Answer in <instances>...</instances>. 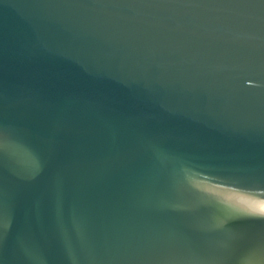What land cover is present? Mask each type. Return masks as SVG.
I'll return each instance as SVG.
<instances>
[{"label": "water", "instance_id": "1", "mask_svg": "<svg viewBox=\"0 0 264 264\" xmlns=\"http://www.w3.org/2000/svg\"><path fill=\"white\" fill-rule=\"evenodd\" d=\"M236 2L0 0V112L43 161L0 157V264H192L196 186L264 151V5L198 6ZM234 200L258 212L264 182Z\"/></svg>", "mask_w": 264, "mask_h": 264}, {"label": "snow or ice", "instance_id": "2", "mask_svg": "<svg viewBox=\"0 0 264 264\" xmlns=\"http://www.w3.org/2000/svg\"><path fill=\"white\" fill-rule=\"evenodd\" d=\"M260 6L264 0H260ZM234 8H254L256 3L251 0H239L236 3L218 5H198ZM27 152L33 160V169L42 167L39 152L18 136L17 126L0 112V157L10 148ZM230 152L234 157L243 159L249 154L244 144H233ZM207 186L198 189V203L189 206V212L198 213L201 224L194 225L189 221L184 225L186 244L191 255L178 257L187 259L192 264H251L256 257H264V205L259 211L239 205L234 197L244 195L251 190L258 179L264 182V151L261 152L258 172L226 166H213ZM182 191L183 185L178 181ZM2 185V177H0ZM165 190H172L174 179L170 176L161 178ZM15 212L8 197L0 188V244L7 240L12 231ZM213 232L220 236L218 241L206 239V233Z\"/></svg>", "mask_w": 264, "mask_h": 264}]
</instances>
